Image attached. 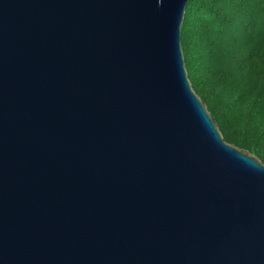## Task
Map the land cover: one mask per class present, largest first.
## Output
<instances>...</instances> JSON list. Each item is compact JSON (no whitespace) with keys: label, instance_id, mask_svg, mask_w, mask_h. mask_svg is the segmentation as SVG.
Listing matches in <instances>:
<instances>
[{"label":"water","instance_id":"water-1","mask_svg":"<svg viewBox=\"0 0 264 264\" xmlns=\"http://www.w3.org/2000/svg\"><path fill=\"white\" fill-rule=\"evenodd\" d=\"M189 0H0V264H264V164L188 79Z\"/></svg>","mask_w":264,"mask_h":264},{"label":"trees","instance_id":"trees-1","mask_svg":"<svg viewBox=\"0 0 264 264\" xmlns=\"http://www.w3.org/2000/svg\"><path fill=\"white\" fill-rule=\"evenodd\" d=\"M181 41L194 89L226 142L264 164V2L189 0Z\"/></svg>","mask_w":264,"mask_h":264},{"label":"rangeland","instance_id":"rangeland-1","mask_svg":"<svg viewBox=\"0 0 264 264\" xmlns=\"http://www.w3.org/2000/svg\"><path fill=\"white\" fill-rule=\"evenodd\" d=\"M262 2H264V0H261ZM183 22H184V20H183ZM182 26H183V24H182ZM182 30V29H181ZM182 42V41H181ZM183 49V48H182ZM183 54H184V52H183ZM184 59H185V57H184ZM185 66H186V63H185ZM186 69H187V67H186ZM187 75H188V79H189V81H190V83H191V86H192V88H193V90L195 91V89H194V86H193V83H192V81H191V79H190V77H189V73H188V69H187ZM195 93L199 96V94L195 91ZM200 97V96H199ZM200 99H201V97H200ZM202 100V99H201ZM203 102V101H202ZM204 103V102H203ZM205 104V103H204ZM207 107V106H206ZM208 109V108H207ZM209 111V110H208ZM219 128V127H218ZM222 134V133H221ZM222 137H223V134H222ZM223 139H224V137H223ZM225 140V139H224ZM226 141V140H225ZM228 142V141H227ZM253 155V154H252ZM255 156V155H254Z\"/></svg>","mask_w":264,"mask_h":264}]
</instances>
